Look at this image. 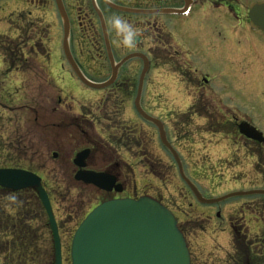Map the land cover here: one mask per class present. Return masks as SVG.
I'll list each match as a JSON object with an SVG mask.
<instances>
[{
	"label": "flooded vegetation",
	"instance_id": "af4514ba",
	"mask_svg": "<svg viewBox=\"0 0 264 264\" xmlns=\"http://www.w3.org/2000/svg\"><path fill=\"white\" fill-rule=\"evenodd\" d=\"M256 5L264 6V0H0V9L7 18V24L20 31H47L46 45L58 44L63 48L65 30L70 31L69 42L74 59L89 81L98 84L108 82L114 75L113 70L117 69L115 80L109 86L89 87L80 81L64 54L55 66L45 61L49 57L48 48L44 49V56L38 53L36 45H32L38 64L46 68L43 71L47 77H51L52 72L60 74L57 82L62 87L57 88L61 94L70 97L71 90H79L83 86L87 93L102 96L103 102L112 100L118 114L133 110L131 122L138 121L139 117L143 120L136 110V100L139 94H147L148 103L143 102L141 97L140 104L150 116L162 123L166 138L170 135L167 118L173 121L184 116L188 126L200 125L199 121H205L212 130L218 126L232 127L237 133L242 122L264 124V110L259 113V120L250 118L240 121L226 114L225 111H232V106L220 108L223 118L215 119L211 113L213 107L208 101L209 96L203 93V90H210L208 94L218 95L215 88L219 82L225 85L231 78H240L241 82V77L245 78L248 74L241 72L238 76L236 73L245 54L252 56L249 64L245 65L249 70L257 61L260 53L256 46L260 47L264 42V10L260 12L263 14L262 24L254 26L251 13L252 7ZM229 25L234 30L233 34ZM241 30H246L249 35L245 40L240 34ZM243 41L247 44L241 46ZM241 48L242 51L239 50ZM235 51L239 53L236 64L232 57ZM131 56L134 57L128 59ZM22 57L24 60L20 67L27 63L31 55L24 54ZM20 67V72L26 74L27 70ZM156 78H161V81ZM58 99L59 105L63 106L62 97ZM170 99L173 100L172 104ZM146 123L154 129L148 127V132L151 131L148 138L152 145H156V138H161L160 129L152 122ZM121 126L122 122L119 123ZM175 126L173 134L176 143L172 142V145L181 154L182 142H191L193 139L188 138L194 136L184 131L185 125L180 120H175ZM257 130L264 136V130ZM235 131L223 137L229 140L244 137L245 154L249 155L247 158L258 156L263 167L261 175H264V141H251ZM218 135L223 133L218 131L213 134L215 137ZM109 138L121 147H126L137 136L134 130L125 129L119 136ZM115 138L120 139L116 141ZM101 139L106 141L105 146L113 148L105 138ZM192 146L195 144L192 143ZM90 149L92 153L85 162V168L116 176V185H123L124 188L121 194L99 191L103 193V199H133L147 195L160 200V194L151 195L148 191L140 194L133 190L129 194L130 190L120 182V176L113 172L120 167L114 160L109 163L113 165L110 168L92 170L91 161L96 154L102 153L108 158H114L113 155L117 154L105 152L103 148L97 150L96 146ZM160 149L170 156V150L165 146ZM6 168L25 169L18 166ZM75 168V174L81 170ZM151 168L147 165L151 176L156 175ZM256 190L259 189L242 187L219 197ZM186 192L183 202H188V207L193 211L181 210L179 224L188 241L192 264H264L263 195L257 196H263L259 200L242 195L215 204H204L187 185ZM194 213H197L191 218L194 221L188 220ZM191 222H195L197 227H190Z\"/></svg>",
	"mask_w": 264,
	"mask_h": 264
},
{
	"label": "rangeland",
	"instance_id": "374dc122",
	"mask_svg": "<svg viewBox=\"0 0 264 264\" xmlns=\"http://www.w3.org/2000/svg\"><path fill=\"white\" fill-rule=\"evenodd\" d=\"M6 21L7 18L0 9V37L10 38L11 41L7 43L11 45L10 49L16 44L14 40L21 39L25 43L24 51L27 55L32 52V45H36L37 51L46 55L44 47H47L45 44L48 38L47 31H20ZM229 28L233 34L231 25ZM240 34L244 40L249 37L246 30H241ZM244 44L247 42L243 41L240 45ZM256 47L259 48L260 55L251 70L246 66L252 56L246 54L243 58L246 63L242 60L237 69L238 76L241 72L248 74L245 78L241 77V82L240 78L228 79L230 82L225 85H220L219 82L215 88L218 95L215 93L211 95L208 94L210 90H203V93L209 96L208 101L213 107L211 113L215 119L223 118L220 108L226 109L232 106V111H225L226 114L233 115L240 121L250 118L259 120V113L264 110V42L260 47ZM239 50L242 51V48ZM246 51L248 52V47ZM61 53L62 48L58 44H51L49 57L45 61L57 66L61 60ZM230 55L231 53L228 59ZM238 55V52H232L234 63L238 60ZM27 60V63L21 67L27 70L25 76L21 72L19 74L14 72L6 80L2 77L0 80V167L14 166L18 163V167L38 173L49 183L46 189L50 194L54 215L60 226L64 264H71L70 248L74 233L92 209L104 198L99 189L81 184L74 178L76 168L72 160L75 154L85 148L95 145L97 150L103 148L105 152L117 154L113 155L114 158H108L102 153L96 154L91 161V167L92 170L100 171L113 166L109 164L113 160L118 162L120 167L113 172L120 176V182L130 190L129 194L133 190L140 194L145 191L151 195L160 194L161 196L158 195L160 201L168 205L179 220L182 219L181 210L193 211L188 207V202L185 204L183 202L187 193L185 180L179 173L173 154L170 153L169 156L166 151L160 149L163 147L160 138H156V145H152V141L148 138L151 134V131L148 132V127L154 129L144 119L139 117L138 121L131 122L133 110L128 109L118 114L114 110L112 100L103 102L102 96L87 93L83 86H80L79 90H71L70 97L61 94L58 88L61 89L62 85L57 82L60 74L52 72L51 77H47V73L43 71L46 70L45 66L38 64L33 52ZM5 69L0 52V73ZM157 80L161 81V78ZM58 97H62L63 106L59 105ZM142 98L143 102L148 103L147 94ZM172 102L173 100L170 99V104ZM180 118H175L173 121L167 118L170 132L167 139L171 145L176 143L173 134L176 128L175 120H180L185 125L184 131L194 136L188 138V140L193 139L191 142H182L181 150L179 149L181 154H178L184 165L185 176L202 194L209 198H217L225 192L242 187L258 188V192L264 190L261 159L258 156L247 158L249 155L245 154L247 149L244 147L246 143L244 137L229 140L223 136L234 133L235 130L232 127L222 126L213 129L223 133L221 137L219 135L215 137L212 128H209L205 121H199L200 125L188 126L187 118L184 116ZM121 122L122 128L119 127ZM251 125L256 129L264 130V124L260 122ZM123 128L128 131L134 130L137 136L126 147H121L109 138L124 133ZM184 131L181 130L182 133ZM101 138H105L113 148L109 145L105 146L107 143ZM192 143L195 146L191 147ZM54 154L58 157L54 158ZM147 165L155 170V176H151ZM253 195H250V199L259 200L264 196L261 193ZM259 195L263 196L257 198ZM4 206H7V211L13 218L21 216V219L25 217L31 220L30 240H33L34 244L29 250L31 253H28L30 257L24 264H53V236L48 225V216L36 193L27 190L10 194L0 190V207ZM196 214H191L188 220L194 221L191 218ZM2 223L0 221V224ZM189 224L190 227L192 225L197 227L195 222ZM186 242L188 244L187 239ZM10 246L5 238L4 241H0V254L10 250ZM13 247L15 246L12 245ZM11 250L12 253L18 254L16 250ZM194 251L198 250L194 247ZM2 254L0 264H6L5 255Z\"/></svg>",
	"mask_w": 264,
	"mask_h": 264
},
{
	"label": "water",
	"instance_id": "95a60500",
	"mask_svg": "<svg viewBox=\"0 0 264 264\" xmlns=\"http://www.w3.org/2000/svg\"><path fill=\"white\" fill-rule=\"evenodd\" d=\"M262 10H264L262 6H255L252 9V21L257 26L261 23ZM65 31L64 51L76 75L91 87L100 88L109 85V83L97 85L84 77L70 50L69 31L67 29ZM137 107L145 120L154 123L160 129L161 140L172 152L183 175L180 159L168 143L162 124L148 116L139 103ZM240 132L249 139L264 141L263 135L247 123L240 126ZM89 154V150L79 153L74 161L75 165L80 168L86 167L85 161ZM75 178L79 182L94 185L107 192L114 189L117 192L123 191L121 185H116V177L106 173L81 170ZM188 184L199 201L208 204L221 201L204 199L190 182ZM0 187L12 191L25 189L37 191L49 216L54 240L55 264H63L58 226L41 178L24 170L0 169ZM255 193L264 194V191L234 194L230 197ZM71 259L72 264H191L189 249L178 227L177 219L167 207L147 196L138 200H111L96 207L81 223L73 237Z\"/></svg>",
	"mask_w": 264,
	"mask_h": 264
},
{
	"label": "trees",
	"instance_id": "16d2710c",
	"mask_svg": "<svg viewBox=\"0 0 264 264\" xmlns=\"http://www.w3.org/2000/svg\"><path fill=\"white\" fill-rule=\"evenodd\" d=\"M7 43V40H2L0 42V50L3 54L5 63L8 64L10 62L15 65L22 60V58H20V46L18 45L16 48L10 49V45ZM7 210V206L0 207V211L2 212L0 218H3V220H0L3 222L0 224V241H4L5 238L6 242L11 245V249L16 250L18 254L12 253L11 249L1 254L5 255L6 264H24L25 261L29 259L30 256L28 253H31L29 250L34 244L33 240H30L32 238L31 226L29 225L31 220L25 219V217L21 219V216H19V218H13ZM12 245L15 247L12 248Z\"/></svg>",
	"mask_w": 264,
	"mask_h": 264
}]
</instances>
